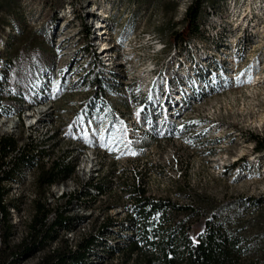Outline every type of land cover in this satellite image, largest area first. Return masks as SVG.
Wrapping results in <instances>:
<instances>
[{
	"label": "rangeland",
	"instance_id": "rangeland-1",
	"mask_svg": "<svg viewBox=\"0 0 264 264\" xmlns=\"http://www.w3.org/2000/svg\"><path fill=\"white\" fill-rule=\"evenodd\" d=\"M191 2L65 0L60 7L63 0H0V109L6 103L10 106L6 117L20 116L17 132L4 136L16 141L14 152L20 151L12 161L8 152L2 156L0 148V157L2 164H11L5 172L22 155L34 158L33 165L22 163L1 181L13 224L10 243L20 244L36 215L43 218L47 213V226L63 215L70 226H61L57 239L34 255L20 256L16 264H36L44 251L64 240L76 249L91 235L97 245L87 264H139L136 254L126 259L115 247L131 235L125 225L130 224L127 217L141 189L148 196L184 205L211 201L219 206L238 197L264 195V147L257 148L261 144L256 138L264 141V0H209L224 12H218L223 23L213 30L220 38L226 32L222 53L208 41L199 49H175L179 43L173 35L183 28ZM70 5L72 13L67 11ZM58 7L60 20L48 21ZM95 13L113 18L111 35L103 37L110 40L106 46L123 29L136 26L139 32L123 51H112L123 60H116L110 69L101 68L116 74L115 91L106 94L92 79L97 59L101 60L93 47L98 40L93 37L92 46L83 29V21L91 24ZM231 18H238L237 23L231 24ZM11 19L18 22L12 51L9 43L16 30L6 23ZM142 32L157 36L165 48L156 51V42ZM42 37L48 38L50 52ZM3 53L10 59L9 70ZM216 62L220 69L213 72ZM153 67L151 74L148 70ZM176 76L190 79L192 94L186 107L165 120L156 115L155 105L162 96L158 90L167 88L165 79ZM168 92L173 99L181 94L173 87ZM47 97L56 110L28 129L22 112ZM58 102L64 107L63 120ZM45 140L52 145L48 151L42 149ZM90 149L93 157L87 154ZM58 161L73 165L74 171L52 185L40 183L42 166ZM96 182L106 188L102 194L93 188ZM54 209L58 215H48ZM0 225V264H7L11 255L1 240L5 224ZM204 226L205 215L193 219L191 234L195 237Z\"/></svg>",
	"mask_w": 264,
	"mask_h": 264
},
{
	"label": "trees",
	"instance_id": "trees-1",
	"mask_svg": "<svg viewBox=\"0 0 264 264\" xmlns=\"http://www.w3.org/2000/svg\"><path fill=\"white\" fill-rule=\"evenodd\" d=\"M225 5L227 6V2ZM60 7L55 9L48 21L57 18V10ZM208 7L224 14L209 0H192L185 12L183 28L175 31L173 35L181 47L193 40L209 39L203 27L208 19ZM7 23L14 24L17 35V20L11 19ZM83 29L86 30V35L92 38L90 43L93 46L94 33L91 26L83 21ZM14 36L11 37V42ZM45 38L48 41V38ZM5 58L9 70L12 65L10 59ZM97 61L99 63H96L94 69L95 76L92 77L95 86L104 94L114 92L116 74L114 72L106 74L101 69L104 64L99 58ZM11 90V87L8 88V92ZM2 108L7 112L10 106L5 103L2 104ZM256 138L258 144H261L257 148L264 147V141ZM0 144L2 156L16 147L13 138H3ZM0 158L1 169L3 161L2 157ZM22 163L33 165L34 158L22 155L16 159L10 171H2L5 172L3 175L0 173V224L2 222L5 224L1 240L11 255V259L5 261L7 264H16L20 256H31L43 250L46 244L58 238L60 228L70 229L67 225L68 219L63 215H58L50 226L45 223L47 213L43 214V218L36 215L20 244L11 246L13 224L9 220V207L4 203L1 193V181L9 178V173L14 169L21 168ZM72 166L61 161L54 162L48 168L42 166L38 180L42 184L52 185L69 176L74 171ZM93 184L98 194L106 190L101 182ZM90 193L88 191L86 194ZM202 215H205L204 229L194 237L191 234V223L193 219ZM126 223H130L125 227H130L131 235L123 245H117L115 249L121 251L126 259H131L133 254H136L139 264H264V195L238 197L219 206L211 201L200 205H184L171 199L148 196L145 189H141L137 204L134 210L130 211ZM96 241L94 235L85 237L79 241L76 249H73L64 240L63 244L44 251L36 264H87L89 252L97 245Z\"/></svg>",
	"mask_w": 264,
	"mask_h": 264
},
{
	"label": "bare ground",
	"instance_id": "bare-ground-1",
	"mask_svg": "<svg viewBox=\"0 0 264 264\" xmlns=\"http://www.w3.org/2000/svg\"><path fill=\"white\" fill-rule=\"evenodd\" d=\"M235 4L236 3L232 2L231 7H233ZM67 11L69 13L73 12V8L71 7V5L67 7ZM207 11H209V15H208V19L206 21V24L203 27L206 30L209 39L208 40H197L196 41L197 43L196 42H189V43H187V45H184L183 49L192 50V47H196V48L198 47V49H199V48H201L202 42L208 41V43H213V46H215L217 48L218 53L224 52V49L227 46L225 45V43H221V38H223V36L225 35L226 32H224V35H222L221 38H220L219 34H217L216 32H215V34L213 33V30H215V28L218 27L216 24L217 23H220V24L223 23V20L222 19L220 20L218 12H216L211 7H208ZM100 12H102V11H100ZM95 14H96L95 18L92 20V23L89 24L92 28L93 33H94V35H93L94 39L98 40V43L94 44L93 47H94V50L98 53V56L101 57L100 61L104 64L103 68L110 69V67H112L114 65L116 60L117 61L119 60V62H120V60H123V57H121L122 56L121 54L118 53L117 55H112V51H119V52L123 51L126 48V44H128L133 37L137 36L139 34V32H138V30H136L134 28L131 30H128L129 27L126 28L125 30L123 29L120 32V35L116 38H113V40L111 38V40H112L111 43H109V45L106 46L105 42H107V41L109 42L110 40L104 39L103 37H104V35L105 36L111 35L110 29L112 28L111 22H112L113 18L109 14L107 16H105L106 14L103 15L101 13H99V14L95 13ZM98 15H99V17H98ZM237 19L238 18H234V19L231 18L230 23L233 22V20L235 23H237V21H238ZM114 29H116V28L114 27ZM142 33H144V32H142ZM143 35L147 40L151 39V40H154L156 42V47H157L156 51H162L165 48L164 45H162L163 42L161 43V39L156 38L157 36L155 37V36L151 35L150 33H144ZM211 36H212V38H210ZM114 37H115V35H114ZM224 37H226V36H224ZM150 42H152V41H150ZM176 48L180 49L181 46L176 45L175 49ZM216 63L217 64H213L214 68L211 69V70H213V72H217L220 69V63H218V62H216ZM208 66L210 67L211 65H208ZM153 70H154V67L149 69L148 71L152 74ZM174 78L171 79V77L170 78L168 77L167 79H165V80H167L166 81L167 88L164 89L165 86H163V87H160L158 90L159 95L160 96L162 95V96H161V99L159 100V102L157 101L158 103L155 105V107L158 106V109L156 110V113H157L156 115H158V114H160V116L162 115L165 120L170 115L172 116V114H175V112H176L175 110H180L181 108H183L185 106V104L188 102V100H190V97H191L190 95L192 94V88H191L192 86L190 84L189 78L185 79L184 77H178V76H176V79H174ZM171 87H173V90L177 89L178 92H181V94L178 95L175 99H173V97H171V98L169 97L170 93L168 92V90L171 89ZM53 109L56 110V108H54V103L50 97L49 98L47 97V98L42 99L40 103H38V104H36L30 108L25 109L21 115L23 117V120L26 123V127L28 129H30V128L36 127L37 125H40L42 123V116L47 115L48 113H51L53 111ZM19 120H20V116H19V114H16V113L10 115L9 117H1L0 118V141L4 138V136H7L9 134H13V133L17 132V130H18L17 124H18ZM53 134H54V132H50L49 137H52ZM45 143H47V145L42 146V149L47 150V151L50 150L52 145L49 144V140H45ZM19 151H20V149H17L15 152L18 153ZM39 151H41V150H39ZM87 154L90 157H93L94 153H93L92 149H90V151H88ZM6 170H1V171H6ZM61 188H62V191L61 192L59 191L60 195H64L66 192L65 186L62 185Z\"/></svg>",
	"mask_w": 264,
	"mask_h": 264
},
{
	"label": "built area",
	"instance_id": "built-area-1",
	"mask_svg": "<svg viewBox=\"0 0 264 264\" xmlns=\"http://www.w3.org/2000/svg\"><path fill=\"white\" fill-rule=\"evenodd\" d=\"M0 117H6V116H5V112L3 111V109H0ZM1 150H2V148H1ZM8 152H9V154H11V156H12V161H14L15 158H16V156H17V154L14 153L12 150H9ZM0 156H1V152H0ZM38 165H39V164H38ZM38 165H37V166H38ZM10 166H11V164H2V167H1L0 171H1V170H6V169H8ZM48 215L56 216V215H58V214H57V212H56V209H54V210H52Z\"/></svg>",
	"mask_w": 264,
	"mask_h": 264
},
{
	"label": "crops",
	"instance_id": "crops-1",
	"mask_svg": "<svg viewBox=\"0 0 264 264\" xmlns=\"http://www.w3.org/2000/svg\"><path fill=\"white\" fill-rule=\"evenodd\" d=\"M8 22V21H7ZM6 22V23H7ZM1 24H3V23H1ZM18 34L17 35H15L14 37H13V40H12V42L10 43V44H12L11 45V50L10 51H12V48H13V41L15 40V39H18ZM40 39V41L42 42V44H45L46 45V51H51V48H50V46L48 45L49 43H48V41L46 40V38L44 37H42V38H39ZM60 102V101H59ZM59 102H58V109H59V118H60V120H63V118H62V113H64L63 111H64V107H61V106H59Z\"/></svg>",
	"mask_w": 264,
	"mask_h": 264
},
{
	"label": "snow or ice",
	"instance_id": "snow-or-ice-1",
	"mask_svg": "<svg viewBox=\"0 0 264 264\" xmlns=\"http://www.w3.org/2000/svg\"><path fill=\"white\" fill-rule=\"evenodd\" d=\"M134 154V153H133Z\"/></svg>",
	"mask_w": 264,
	"mask_h": 264
}]
</instances>
